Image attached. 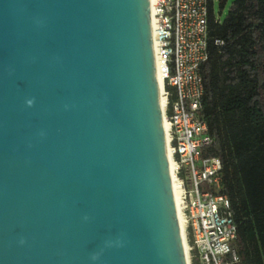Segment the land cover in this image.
I'll return each instance as SVG.
<instances>
[{"label": "water", "instance_id": "obj_1", "mask_svg": "<svg viewBox=\"0 0 264 264\" xmlns=\"http://www.w3.org/2000/svg\"><path fill=\"white\" fill-rule=\"evenodd\" d=\"M161 100L150 0H0V264H188Z\"/></svg>", "mask_w": 264, "mask_h": 264}, {"label": "built area", "instance_id": "obj_2", "mask_svg": "<svg viewBox=\"0 0 264 264\" xmlns=\"http://www.w3.org/2000/svg\"><path fill=\"white\" fill-rule=\"evenodd\" d=\"M150 1L168 158L184 221L188 264H235L237 227L230 201L221 193L223 164L219 157L203 153L214 143L200 116L205 93L202 69L209 59V0Z\"/></svg>", "mask_w": 264, "mask_h": 264}, {"label": "trees", "instance_id": "obj_3", "mask_svg": "<svg viewBox=\"0 0 264 264\" xmlns=\"http://www.w3.org/2000/svg\"><path fill=\"white\" fill-rule=\"evenodd\" d=\"M228 2L209 0L200 116L214 143L203 153L223 164L221 193L237 227L235 264H264V0H234L221 20Z\"/></svg>", "mask_w": 264, "mask_h": 264}, {"label": "bare ground", "instance_id": "obj_4", "mask_svg": "<svg viewBox=\"0 0 264 264\" xmlns=\"http://www.w3.org/2000/svg\"><path fill=\"white\" fill-rule=\"evenodd\" d=\"M153 39H154V47H155V34L154 33H153ZM156 68H157V76H158L159 88H160L161 95H162L163 81H162V77H161V75L159 73V62H158L157 57H156ZM161 101H162V107L164 108V106H165V99L163 98V96H162V100ZM164 129H165V134H166L167 133V129H168V126H167L166 123H164ZM166 140L168 141L167 134H166ZM169 154L170 153H168V155ZM169 164H170V172H171L172 179H173L174 178V169H173V166H172L171 162ZM173 191H174L175 201H176V205H177V211H178V216H179V223H180V226H181V230L183 232V229H184V221H183V218H182V215H181V212H180L179 201H178V193H177V190H176L175 185H173Z\"/></svg>", "mask_w": 264, "mask_h": 264}, {"label": "rangeland", "instance_id": "obj_5", "mask_svg": "<svg viewBox=\"0 0 264 264\" xmlns=\"http://www.w3.org/2000/svg\"><path fill=\"white\" fill-rule=\"evenodd\" d=\"M232 1H234V0H229V2L227 3L225 9L223 10V13L221 14V16H219L221 20H224L226 14L228 13V10H229V8L231 6ZM216 12H218V3H216Z\"/></svg>", "mask_w": 264, "mask_h": 264}, {"label": "clouds", "instance_id": "obj_6", "mask_svg": "<svg viewBox=\"0 0 264 264\" xmlns=\"http://www.w3.org/2000/svg\"><path fill=\"white\" fill-rule=\"evenodd\" d=\"M28 104L31 105L32 104V101H28Z\"/></svg>", "mask_w": 264, "mask_h": 264}]
</instances>
